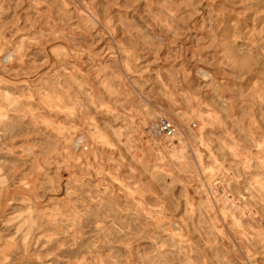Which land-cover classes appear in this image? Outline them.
<instances>
[{"label": "clouds", "instance_id": "obj_1", "mask_svg": "<svg viewBox=\"0 0 264 264\" xmlns=\"http://www.w3.org/2000/svg\"><path fill=\"white\" fill-rule=\"evenodd\" d=\"M0 264H264V0H0Z\"/></svg>", "mask_w": 264, "mask_h": 264}]
</instances>
